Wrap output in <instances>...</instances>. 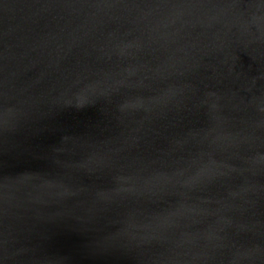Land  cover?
<instances>
[{
    "label": "water",
    "instance_id": "95a60500",
    "mask_svg": "<svg viewBox=\"0 0 264 264\" xmlns=\"http://www.w3.org/2000/svg\"><path fill=\"white\" fill-rule=\"evenodd\" d=\"M0 264H264V0H0Z\"/></svg>",
    "mask_w": 264,
    "mask_h": 264
}]
</instances>
